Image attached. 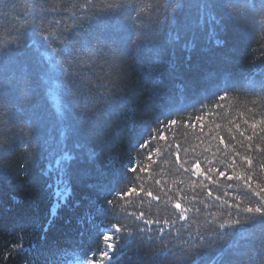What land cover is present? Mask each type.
Here are the masks:
<instances>
[{
  "label": "trees",
  "instance_id": "16d2710c",
  "mask_svg": "<svg viewBox=\"0 0 264 264\" xmlns=\"http://www.w3.org/2000/svg\"><path fill=\"white\" fill-rule=\"evenodd\" d=\"M31 4L32 0H0V15L18 18V14H27L25 10ZM200 7L201 0H188L173 36L144 45L149 54L159 51L164 59L176 65V70L171 71L167 64L153 66L154 75L165 78L160 87L144 80L145 69L123 45L125 76L121 87L106 102L86 104L84 99L100 83L99 77L104 71H108L103 61L95 67L82 66L81 72L71 78L70 87L57 90L58 101L49 99V85L40 79L47 72L46 66L34 65V99L26 112L34 128L30 142L32 155L14 138L6 139L0 150V264H25L26 261L53 264V253L57 250L62 253L63 264H84L91 258V250L105 248L103 235L117 222L106 206L99 215L93 206L99 207L117 190L130 187H137L140 195L128 197L120 208L121 214L125 210L128 213L144 211L152 217H170L174 213L169 197L179 190L180 202L191 208L189 215L194 231L206 232L211 239L215 235L211 230L224 223L225 228L219 229L228 233L224 240L238 242L242 252H264V223L246 224L248 231L244 239L231 227V221L241 216L231 205L241 202L243 208L248 204L239 187L228 188L233 182L218 176L212 184L184 171L199 158L202 168L215 166L230 172L224 169L225 162H231L230 155L225 161L226 153L240 150L231 136L235 135L239 141L235 124L244 127L243 120L253 108L254 97L240 83L231 88L224 101L219 100V95L225 94L221 89L226 76L241 81L251 72L252 62L256 60L252 50L264 39L258 28L232 24L225 38L228 47H236L240 54L235 63L228 64L224 60L230 54L228 48L213 47V25L207 21L201 24ZM193 40L197 47L191 53L192 60L187 61L189 53L184 45ZM11 70L12 66L6 65L5 75ZM55 78L63 81L62 75ZM57 102L63 115L55 111ZM195 116H202L203 120L196 121ZM167 119H176L177 124L169 127L166 140L153 141L152 136L159 135L157 123ZM160 128H164L163 123ZM219 136L224 137L227 149L219 144ZM147 140L152 142L148 152L139 147ZM176 144L180 145L179 160L175 158V149L170 147ZM93 149L99 156L97 160L92 159ZM134 158L144 171L138 169L132 175L129 168ZM209 158L213 165L207 164ZM101 166L102 176L98 171ZM97 179H101L102 187L92 192L89 185ZM205 185L211 188L213 196L221 195V201L207 197V192L202 191ZM141 186L144 191H140ZM148 191L160 199L148 197ZM166 233L163 239L157 236L151 243L133 238L122 252L117 251L113 264H171V257H164L163 252L178 247L181 241L173 238L175 232L173 236ZM21 236L26 244L35 243L36 251L30 256L17 254L8 258L9 247ZM217 243L213 240L204 245L197 264H217V254L213 251ZM156 253L162 255L157 258Z\"/></svg>",
  "mask_w": 264,
  "mask_h": 264
},
{
  "label": "snow or ice",
  "instance_id": "6c2138e0",
  "mask_svg": "<svg viewBox=\"0 0 264 264\" xmlns=\"http://www.w3.org/2000/svg\"><path fill=\"white\" fill-rule=\"evenodd\" d=\"M187 4L188 0H32L30 8L25 10L26 15L18 14V18L0 15V150H3L6 139L14 138L29 156L32 155L30 142L34 136V128L31 119L26 117V112L32 106L34 99L35 64L46 66L47 72L40 79L44 84L49 85L47 87L49 99L58 101L57 90L61 87H70L71 78L81 72L82 66L95 67L99 61H103L108 71H104L103 76L99 77L100 83L84 99L86 104L106 102L113 92L121 87L125 76L123 45L126 46V50L133 53L136 62L145 69L144 80L151 82L154 87L162 86L165 78L162 75H154L153 66L167 64L171 71L176 70V65L164 59L159 51L149 54L144 45L150 41L172 37ZM200 11L201 24L207 21L213 25L211 32L213 47L228 48L230 54L224 56L228 64L235 63L236 57L240 54L236 47H228V40L225 38L232 24L258 28L260 34L264 36V0H201ZM184 47L189 53L186 60L191 61V53L197 44L194 40L188 41ZM203 50L209 51V49ZM252 53L260 62L257 64L254 60L251 72L241 81L230 80L226 76L224 87L221 89L225 94L219 95V100L224 101L231 88L240 83L254 97L251 101L253 108L248 110V118L243 120L244 127L241 128L239 123L235 124L239 141L235 135L231 136V140L238 143L240 150L226 153L225 161L230 155L231 162H225L224 169L230 172L215 166L202 168L199 158L191 163L190 168L184 169L192 176L203 177L212 184L216 183L214 177L218 176L221 180L233 182L227 185L228 188L239 187L248 204L243 208L240 207L241 202L231 205L241 214L240 218L231 221V227L238 230L242 239L248 231L246 224L264 223V178H262L264 174V39L260 41L258 48L252 50ZM6 65L12 66V70L7 75H5ZM58 74L63 76V81L55 78ZM55 111L58 115H63L62 107L58 102L55 104ZM194 119L202 121L203 117L195 116ZM161 123L164 124L163 129L160 128ZM176 124V119L158 122L156 131L159 135L158 137L151 135L152 140L155 141L157 138L166 140L167 130ZM203 128L204 125L201 123V132ZM216 128H220V125H216ZM219 144L224 145L225 149L228 148L223 136H219ZM139 147L148 152L151 150L152 142L147 140ZM170 147L175 149V158L179 160L180 145H170ZM98 158L93 149L92 159ZM148 159L151 161V155ZM206 162L213 165L211 158ZM180 168H184L183 164ZM237 168L240 171H237ZM138 169L144 171L134 158L129 172L135 175ZM98 171L102 176L103 166L99 167ZM101 187V179L89 185L92 192L100 190ZM140 191H144L142 186ZM202 191H206L207 197L212 198L213 201H221V195L213 196V191L206 185ZM134 194L138 197L140 195L137 187L120 189L104 204L99 207L93 206L97 215L102 213L106 206L116 217L117 222L111 225L107 234L103 235L105 248L91 250V258L86 259L84 264H113L117 258V251L122 252L124 245L133 238L139 237L151 243L157 236L163 239L166 229L167 236H173L175 232L173 238L181 241L178 247L163 252L164 257H171V264H197V259L203 255L204 245L211 244L213 240L218 241L213 249L217 254V264H264V252L253 251L252 254L242 252L238 242L229 243L223 239L228 235L227 232L219 231L225 228L224 223H219L218 229L211 230L215 233L211 239L206 232L198 229L194 231L191 227L192 218L189 215L191 208L185 207L180 202L182 197L179 195V190L169 197L174 214L167 218L152 217L144 211L128 213L125 210L121 214V206ZM146 195L153 200L160 199L159 196H153L151 191L146 192ZM140 199L143 200V197ZM189 203L191 204V201ZM200 203L202 204L203 201ZM224 203L227 204L228 201ZM196 211L199 213L201 209L196 208ZM36 249L35 243L26 244L21 236L9 247L8 258L17 254L30 256ZM53 255L55 257L53 264H63L60 250L55 251ZM161 255V253L155 254L157 258ZM25 264H30V261H26Z\"/></svg>",
  "mask_w": 264,
  "mask_h": 264
}]
</instances>
